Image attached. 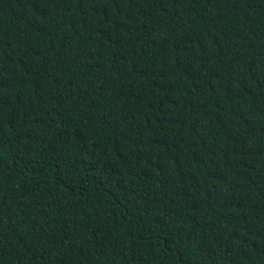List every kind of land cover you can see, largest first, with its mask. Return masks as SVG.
<instances>
[{
  "label": "trees",
  "instance_id": "16d2710c",
  "mask_svg": "<svg viewBox=\"0 0 264 264\" xmlns=\"http://www.w3.org/2000/svg\"><path fill=\"white\" fill-rule=\"evenodd\" d=\"M0 264H264V0H0Z\"/></svg>",
  "mask_w": 264,
  "mask_h": 264
}]
</instances>
